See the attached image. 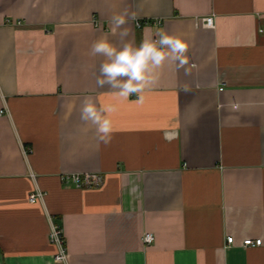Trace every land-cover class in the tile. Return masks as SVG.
I'll use <instances>...</instances> for the list:
<instances>
[{"label":"crops","instance_id":"0c3cea01","mask_svg":"<svg viewBox=\"0 0 264 264\" xmlns=\"http://www.w3.org/2000/svg\"><path fill=\"white\" fill-rule=\"evenodd\" d=\"M125 10L136 46L159 30L189 44L188 74L166 62L140 101L99 88L90 55L121 43ZM85 95L116 107L107 145L79 118ZM1 109L0 264H264V0H0ZM83 172L101 186L61 181Z\"/></svg>","mask_w":264,"mask_h":264},{"label":"clouds","instance_id":"9594fccd","mask_svg":"<svg viewBox=\"0 0 264 264\" xmlns=\"http://www.w3.org/2000/svg\"><path fill=\"white\" fill-rule=\"evenodd\" d=\"M135 13L114 14L111 17L112 33L119 30L120 44L116 45L105 36L94 41L90 55L104 57L99 66L96 84L99 88L107 85L115 94L125 100L136 95L137 100L143 99L144 90L153 85L157 79V70L166 62H172L177 69H185L189 63L187 56L189 44L179 35L168 34L165 30L155 33V38L142 39L139 46L128 39L130 27H124L130 20H136ZM116 111L114 105H98L94 97L85 95L81 101L80 120L95 128V136L99 143L107 145L114 132L112 114ZM169 136L166 133L165 139Z\"/></svg>","mask_w":264,"mask_h":264},{"label":"built area","instance_id":"2783aa9c","mask_svg":"<svg viewBox=\"0 0 264 264\" xmlns=\"http://www.w3.org/2000/svg\"><path fill=\"white\" fill-rule=\"evenodd\" d=\"M156 25L160 22H155ZM137 27L141 26L140 22L135 23ZM96 26H100V23L98 21H95ZM203 28L206 29H212L214 27L213 24V16H206L202 20ZM222 90V88H219V91ZM3 113V110H0V114ZM31 149L24 147L23 152L25 154L30 153ZM61 181L65 184H71L75 187H88V188H98L102 184V175L97 172H83V173H69V174H63L61 177ZM43 197L42 190L36 189L33 192H31L28 195L29 202H36L41 200ZM48 241L58 247L57 251L54 254V260L57 262H64L66 260V249L64 246V240L62 236V229L60 226L57 225H50V228L48 230ZM154 235H152L151 232H143L141 235V242L144 246H148L154 242ZM227 244L233 243V237L229 236L226 238ZM261 244V239L257 238L255 240H252L250 238H246L242 241L243 246H259Z\"/></svg>","mask_w":264,"mask_h":264}]
</instances>
